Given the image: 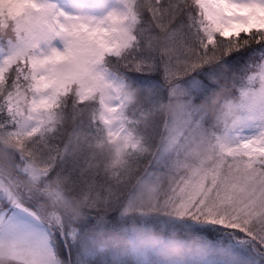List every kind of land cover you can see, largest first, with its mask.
<instances>
[{
	"label": "snow or ice",
	"instance_id": "obj_1",
	"mask_svg": "<svg viewBox=\"0 0 264 264\" xmlns=\"http://www.w3.org/2000/svg\"><path fill=\"white\" fill-rule=\"evenodd\" d=\"M0 264H264V0H0Z\"/></svg>",
	"mask_w": 264,
	"mask_h": 264
},
{
	"label": "rangeland",
	"instance_id": "obj_2",
	"mask_svg": "<svg viewBox=\"0 0 264 264\" xmlns=\"http://www.w3.org/2000/svg\"><path fill=\"white\" fill-rule=\"evenodd\" d=\"M97 1L84 0L81 2L83 3L86 11H89L97 15L100 14L102 11H104L106 7L113 6L114 3V0H103L101 4L97 5ZM60 2L64 5H68L71 2V0H60Z\"/></svg>",
	"mask_w": 264,
	"mask_h": 264
}]
</instances>
